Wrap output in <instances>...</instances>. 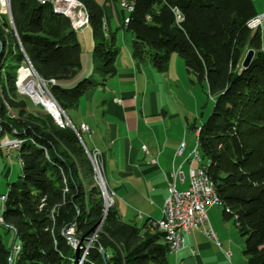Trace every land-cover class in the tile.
Wrapping results in <instances>:
<instances>
[{
	"label": "trees",
	"instance_id": "obj_1",
	"mask_svg": "<svg viewBox=\"0 0 264 264\" xmlns=\"http://www.w3.org/2000/svg\"><path fill=\"white\" fill-rule=\"evenodd\" d=\"M78 1L94 41L91 75L67 17L33 0H10V22L0 9V139L21 142V175L8 185L0 223L20 251L11 258L0 234V264H168L165 234L151 222L152 233L125 223L114 206L105 207L74 130L19 99L16 75L26 62L67 116L114 76L118 50L102 8ZM257 16L253 0H135L127 25L139 65L165 72L176 53L213 99L210 116L190 129L223 215L245 240L247 264H264V48L260 29L248 27ZM249 49L253 59L242 68Z\"/></svg>",
	"mask_w": 264,
	"mask_h": 264
},
{
	"label": "crops",
	"instance_id": "obj_2",
	"mask_svg": "<svg viewBox=\"0 0 264 264\" xmlns=\"http://www.w3.org/2000/svg\"><path fill=\"white\" fill-rule=\"evenodd\" d=\"M94 1L102 8L106 32L115 37L116 46V32L112 30L114 27L127 29L123 26V19L129 14L121 9L119 0ZM263 7L255 6L258 15L264 12ZM86 29L90 30V27ZM88 41L94 46L92 34ZM132 42L133 36L131 46L123 56L116 48L114 76L105 87L82 97L72 109V118H68L76 128L81 124L89 128L90 134L85 133L88 147L85 143L83 145L89 151L101 153L104 178L115 197L114 200L110 195L122 221L152 233L149 223L161 218L169 185L179 191L186 190L189 186L188 170L196 164L189 162L193 143L185 133L187 117L183 116L178 105L163 103L158 98L159 91L150 88L146 76L149 64L139 65L133 59ZM85 69L88 71L87 67ZM194 135L196 137L197 133ZM182 144L185 148L178 156ZM14 158L21 167L17 152ZM179 170L182 176L173 178ZM7 171L8 176L11 170ZM207 215L218 243L201 231H191L185 235V248L168 255V264L247 263L245 255L243 259L239 253L243 250L239 241L225 231L231 220L225 219L222 207L210 208Z\"/></svg>",
	"mask_w": 264,
	"mask_h": 264
},
{
	"label": "rangeland",
	"instance_id": "obj_3",
	"mask_svg": "<svg viewBox=\"0 0 264 264\" xmlns=\"http://www.w3.org/2000/svg\"><path fill=\"white\" fill-rule=\"evenodd\" d=\"M253 2H254V5L257 6L258 8L260 6L261 7L264 6V0H253ZM51 8L53 9V7ZM0 13H1V10H0ZM256 29H260L263 48H264V22L261 24L260 27L255 28L253 30H256ZM112 31L114 33L116 32V39H117L116 48L120 50L121 56H123L125 50L128 49L129 46H131L130 42L132 41V35L125 28L117 29L116 27H114ZM89 36H91L90 30L86 29V31L85 30L77 31L78 42L83 52L82 53V63L85 66V68L86 67L88 68L89 75H91L92 70H93V60H92L90 53L93 48V45H90V41H88ZM6 63L8 64L9 61H7ZM21 68H23V70L29 71L35 76V74L29 68V62H27L26 65H24L23 67H20L17 70L15 86L17 89V93L19 94V99L24 100L27 103L29 111L32 112L33 114L40 115L45 118H47L48 117L47 114H49L54 120V122L56 123L55 118L52 116V114L49 111H47L44 108L42 104L35 105L31 97H29L26 94L21 93L22 90H20V86L19 87L17 86ZM147 68L148 69L146 70V72H149V73H146V76L150 80L149 86L150 88H153L155 92L159 91L158 98L165 104L178 105L180 109L182 110L183 116L187 117L188 123L184 119L185 124L186 123L188 124V129L186 128L185 133L188 136L189 141L193 143V148H194L197 144V138L195 137L194 133L191 131L190 127L192 124H194L196 127L200 126L202 122L210 116L211 111L213 109V99L207 95V92H208L207 88L199 84L192 75H189L187 73L183 60L176 53L171 55L169 63H168V69L165 72H159L154 67H152L150 64L147 65ZM2 81L5 82L4 74H2ZM56 104L57 106H59L57 102ZM64 114L66 115V113ZM68 116L70 119L72 118L73 116L72 110L68 111ZM80 126L79 128H75L74 126H72L71 129H73L74 133H76V135L80 137L79 139L81 140V142L83 141L82 144L85 143L88 147L87 135L85 133L78 132V130L80 129ZM85 151H86L87 156H89L88 155L90 153L89 150L85 149ZM12 153H14L13 156L15 157L16 152L12 151ZM14 157L8 159L5 151H2L0 153V197L1 196L5 197V199H6V196L4 194L7 193L8 191V185L16 182L18 180V177L21 175V167ZM89 160L93 164V161L91 160V158H89ZM99 163H100V166L102 167L101 161H99ZM93 166H96V164L94 163ZM9 169L11 170V174L7 176V172H8L7 170ZM101 176L102 178L104 177L102 170H101ZM95 179L97 181V184L99 185V188L103 196L104 192H103L102 182L98 174L96 173H95ZM103 179L102 180L106 183L105 178ZM105 188H106V193H109L115 200V197L113 193L109 190L107 183H106ZM1 203H0V209H1ZM105 203H106V200H105ZM114 203L112 205L110 204V206L106 205L105 207L109 209L112 206H114ZM2 204H3V207L1 209L2 211L0 212V216L4 210V203ZM229 225H230V227H228L229 229L227 228L225 229V231L229 232L235 240L239 241L243 249L239 251V253L241 257L244 259L245 257H244L243 251L245 250V246L243 248V242H245V240L244 238H241L240 234L237 232L233 219L231 220ZM0 234L2 236V241L5 247L13 253V246H14V249L16 252L18 249L15 247H19V241L14 240V235L12 233L7 232L5 229L1 227H0ZM14 257H16V255H14ZM11 258H13V254Z\"/></svg>",
	"mask_w": 264,
	"mask_h": 264
},
{
	"label": "built area",
	"instance_id": "obj_4",
	"mask_svg": "<svg viewBox=\"0 0 264 264\" xmlns=\"http://www.w3.org/2000/svg\"><path fill=\"white\" fill-rule=\"evenodd\" d=\"M134 3L135 0H119V4H125V7H127V14L130 12L132 4ZM2 10L3 14L6 15V19L10 22L7 15L6 0H2ZM263 20L264 13L258 15L254 20L250 21L248 23V27L252 30L258 28L261 26ZM78 24L80 25V31H83L85 29L83 20L80 19ZM123 26L126 27V17L123 19ZM36 80L43 88L42 95L44 98L50 99L48 82L39 81L37 77ZM34 104L39 105V103L35 102ZM66 118L67 121L71 123L67 115ZM82 133L90 134L89 128L84 124H82ZM16 144L18 143H15V138L4 136L0 139V153L5 151L7 158H11L13 154L12 151ZM184 148L185 145L182 144L177 151L178 156L182 155ZM143 150L148 153L146 147H143ZM89 152L94 155L95 161H102V159H98L99 151ZM189 162L195 163L196 166H190L188 170V188L186 190L179 191L175 188V186L170 184L168 187V195L161 209V218L157 221H151L159 222L161 224V231H165L168 236V243L166 244L172 245L171 253L179 252L185 248V235L191 231H201L210 240L218 243L217 236L210 226L207 215L208 210L213 208L214 197L206 191V182L202 177V172H200V165L202 162L198 160L195 155V147L191 151ZM178 176H182L180 170L173 175V178H178ZM1 198L2 196L0 197V203ZM73 233L74 231H72V228L68 229L70 240H72ZM13 253H15L14 246Z\"/></svg>",
	"mask_w": 264,
	"mask_h": 264
},
{
	"label": "bare ground",
	"instance_id": "obj_5",
	"mask_svg": "<svg viewBox=\"0 0 264 264\" xmlns=\"http://www.w3.org/2000/svg\"><path fill=\"white\" fill-rule=\"evenodd\" d=\"M33 1H35L36 3H38L40 5H50L51 7H53L54 10L61 13L63 16L67 17L70 20L72 29L76 32L80 31V25L78 24V21H80V19L83 20V24H84L85 28L89 27L88 14H87L84 6L78 0H33ZM6 4H7V15H8V17L11 18L10 0H6ZM120 7L123 11L127 12V7H125V4H120ZM0 9L2 10V0H0ZM132 12H133V4H132L131 10L128 14L130 15ZM129 15L126 17V26L130 22ZM263 22H264V20L262 21V23ZM26 64H27V62H26ZM36 77H37L36 75L34 76L29 71L22 69V72H21L20 77H19V81L17 83V86L18 87L20 86V90H22V92L21 91L20 92L31 97V99L35 103L42 104L44 106V108L52 114V116L56 120V123L61 128H64L65 126L72 128L73 125L67 121L66 115L64 114L65 112L59 106H57L56 101L53 99L51 94L49 93L50 99L44 98V96L42 95V92H43L42 86L36 80ZM39 81H42V80L39 79ZM78 132L82 133V125L80 126V129L78 130ZM15 143H18V144L15 145L13 152L18 153L20 148H21V142L15 141ZM13 154H12V156H13ZM88 155L90 156V157L89 156L88 157L91 158V160L93 161L92 165H94V163L96 164V166H93V168H94L95 173L98 174V176L102 182V187H103V192H104L103 195H104V199L106 200L105 205H109V201H110L111 196L109 193H106V188H105L106 183L103 181L104 177L102 178V176H101L102 167L100 166L99 161L94 160V155H92L90 153ZM195 155H196L197 159L202 162L198 144H196V146H195ZM98 159H101V153L100 152H98ZM200 172H202V177L206 182V191H208V193H210L214 197L213 207H215V206H221L222 207L221 201L216 194L214 184L212 183V181L207 176V165L205 163H202L200 165ZM4 200H5V197H2L1 198L2 203L4 202ZM151 223L160 232L165 234L166 242L168 243V236H167L165 231H161V224L159 222H151ZM168 247H169L170 252H172V245H168ZM15 248L18 249L15 252L17 254L20 251V248L19 247H15ZM11 261H12V259H10V263H11Z\"/></svg>",
	"mask_w": 264,
	"mask_h": 264
},
{
	"label": "water",
	"instance_id": "obj_6",
	"mask_svg": "<svg viewBox=\"0 0 264 264\" xmlns=\"http://www.w3.org/2000/svg\"><path fill=\"white\" fill-rule=\"evenodd\" d=\"M253 56H254V51L253 50H251V49H249L247 52H246V54H245V56H244V58H243V61H242V64H241V66H242V68H247L249 65H250V63H251V61H252V59H253ZM29 68L34 72V74L39 78V76L35 73V71L32 69V67L29 65ZM40 79V78H39ZM42 80V79H41ZM79 141L81 142V140L79 139ZM81 144H82V142H81ZM83 145V144H82ZM84 146V145H83ZM101 254H102V256H103V252L101 251Z\"/></svg>",
	"mask_w": 264,
	"mask_h": 264
}]
</instances>
